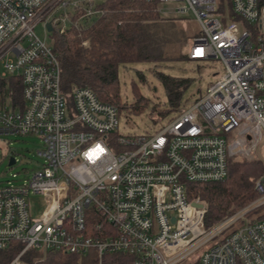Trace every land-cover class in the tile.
Masks as SVG:
<instances>
[{"label":"built area","instance_id":"2783aa9c","mask_svg":"<svg viewBox=\"0 0 264 264\" xmlns=\"http://www.w3.org/2000/svg\"><path fill=\"white\" fill-rule=\"evenodd\" d=\"M97 1L0 0V81L21 85L18 100L2 92L0 136L43 146L30 178L0 184V250L21 246L8 264H30L29 250L95 264L106 254L116 264H264V173L251 202L210 226L187 192L225 179L231 158L252 157L264 135V0H146L191 12L200 34L189 59H217L224 72L153 132L128 135L117 106L89 87L62 90L58 58L34 31L77 27ZM29 195L44 201L38 218Z\"/></svg>","mask_w":264,"mask_h":264},{"label":"trees","instance_id":"16d2710c","mask_svg":"<svg viewBox=\"0 0 264 264\" xmlns=\"http://www.w3.org/2000/svg\"><path fill=\"white\" fill-rule=\"evenodd\" d=\"M157 1L146 0H99L94 8L99 13L81 21L77 27L60 31L54 26L51 47L56 54L61 73L62 90L69 94L75 87H89L99 100L117 106L119 112L126 109L138 116L147 110L152 123L178 113L191 101L184 98L193 79L177 77L161 71H153L164 89V105L151 103L132 82L133 101H121L118 68L131 63H154L165 60H191L187 53L179 52L176 37L163 33L164 18L158 11ZM171 48V50L169 49ZM193 61V60H191ZM138 72V81H143ZM211 83L209 81L207 86ZM206 86V87H207ZM13 91L15 100L20 98L18 79L0 81V97L3 91ZM264 173V160L236 158L228 163L225 179L208 183H190L187 188L191 200H199L206 209L205 225L210 226L227 214L245 206L256 197L255 180ZM17 242L0 250V264H8L20 251ZM119 254H106L103 264H116ZM22 259L30 264H83L84 257L63 254L59 251H27ZM82 262V263H81ZM85 264V263H84Z\"/></svg>","mask_w":264,"mask_h":264},{"label":"rangeland","instance_id":"374dc122","mask_svg":"<svg viewBox=\"0 0 264 264\" xmlns=\"http://www.w3.org/2000/svg\"><path fill=\"white\" fill-rule=\"evenodd\" d=\"M171 4L165 3L158 5V11L164 18L162 23L163 33L170 37H176L175 46L179 52L187 53L189 44L195 36L200 34V27L191 12L185 14H176L167 8ZM160 8V10H159ZM36 35L51 46V32H48L44 23H39L34 29ZM171 50V48H169ZM161 71L166 74L177 77H189L193 79L192 84L186 90L184 98L188 101L193 100L198 95V91L204 92L209 81L214 80L218 75L224 72V67L217 59H208L206 61L191 60H165L154 63H131L120 65L118 68V81L120 98L122 102L130 103L133 99L132 82H134L140 93L149 99L150 104L164 105L166 101L164 89L159 80L154 76L153 71ZM138 72L143 74V81H138ZM13 80V79H12ZM16 81V79H14ZM19 81V80H18ZM176 113H172L165 119L152 123L149 119L147 110L140 115L135 116L129 114L126 109H122L120 113L119 132L123 135L151 133L160 125L164 124L170 117ZM231 139V136L228 138ZM42 142L35 135H2L0 136V184L9 182L21 183L30 178L31 174L40 168L43 159L38 155V151L42 150ZM14 156L15 164L8 165V159ZM257 156L264 160V135L259 142L256 151L251 159ZM239 158L234 156L231 159ZM245 158V157H241ZM29 210L34 218H38L45 207L44 201L40 195H29L27 198ZM256 212L250 214L249 218H253ZM45 253V252H43ZM36 263V260H34ZM82 263V262H81ZM87 263L84 259L83 264Z\"/></svg>","mask_w":264,"mask_h":264},{"label":"water","instance_id":"95a60500","mask_svg":"<svg viewBox=\"0 0 264 264\" xmlns=\"http://www.w3.org/2000/svg\"><path fill=\"white\" fill-rule=\"evenodd\" d=\"M45 27H46V30L48 31V32H53V30H54V28H53V26L51 25V23L50 22H47L46 24H45ZM13 164H15V158H14V156H10L9 157V159H8V165L9 166H12ZM195 206H198V207H200V206H202V204H199V203H193Z\"/></svg>","mask_w":264,"mask_h":264}]
</instances>
